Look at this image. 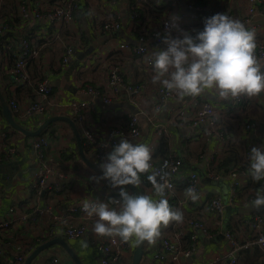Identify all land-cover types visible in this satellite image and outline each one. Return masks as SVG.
Returning <instances> with one entry per match:
<instances>
[{
    "label": "built area",
    "instance_id": "obj_1",
    "mask_svg": "<svg viewBox=\"0 0 264 264\" xmlns=\"http://www.w3.org/2000/svg\"><path fill=\"white\" fill-rule=\"evenodd\" d=\"M248 12L245 21L253 23L256 20L264 19V9L258 7L259 0H248ZM121 0H105L106 4H88L82 7V0H41L34 7L30 0H14L12 5L7 6L5 0H0V45L4 54L3 68L10 75L8 89L10 92L9 106L16 117V120L27 128L33 129L45 118L47 113L65 114L70 116L76 122L83 146L88 149L90 155L97 164L105 161L108 153L113 150V146L119 142L121 137L129 141L139 140L143 136V128L139 125V120L144 117L152 126L153 134L159 140L167 138L168 142L173 138L175 130L186 127H196L197 130L188 135V138L194 140L202 139L206 136H214L219 144L226 139L225 124L228 120L236 117L241 119L245 129L258 138L264 140V132L260 130L255 121H249L246 116L245 98L240 97L232 101L230 105L223 106L204 97L189 96V99L179 106L170 107L171 114L166 120L159 119V114L170 102H179L183 97L175 93L168 92L161 85L155 84L153 94L146 91L144 82L134 83V77L128 72L123 63L124 60L133 62L132 74L136 70L142 71L145 79L152 82L154 70L152 67L153 55L151 49L155 51L164 50L167 45L163 42L165 36L171 35L172 38L181 36V30L185 31L182 24L191 21V16H198L192 23L190 32L193 36L196 30H203L204 20L216 14L213 3L205 2L198 5L191 0H184L181 5L179 0H136V5L130 8L128 20L125 19L121 10H114L111 15L105 17L102 8H118ZM141 5L147 9L165 7L161 14L160 22L157 23L153 17L143 19ZM87 9L92 14V28L86 30L78 18L83 9ZM206 13H204L205 11ZM204 13V14H203ZM177 16L175 25H170L169 18ZM229 16V15H228ZM231 17V16H229ZM33 22L44 26L42 34L35 38L30 34L23 33V26H33ZM187 18V20H185ZM232 18V17H231ZM128 30L134 34V43L132 41H120L106 55L99 53H89L85 58V66L94 67L95 64H102L105 68L103 86L91 84L84 81L83 76H79V91L93 99L102 100L105 104H112L126 98L129 103L135 106V110H126L123 120L110 127H106L103 132H98L96 123H90L86 118V111L94 109L95 105L87 99L68 98L67 101L57 100L55 98L54 83L51 78L52 69L46 62L38 61L36 66L41 65L39 72L41 78L36 79L32 72V66L37 60L42 59V50L48 46L51 41L60 39L62 50L57 58L55 68L63 69L68 67L76 56L77 48H86L88 36L98 38L105 33H113L120 30ZM64 30V36L60 33ZM18 36V37H17ZM63 36V37H62ZM182 38V37H181ZM116 39V38H115ZM154 51V52H155ZM257 56L264 60V44H260L257 49ZM12 59L11 66L7 63ZM35 61V63H34ZM47 65V66H46ZM82 68V69H83ZM84 81V83H82ZM35 84V97L29 99L25 104L16 97V89L22 86H31ZM55 115V114H54ZM199 126V128H198ZM7 137V133L2 131L0 138ZM26 144L35 151L36 171L34 180L30 189L36 191L40 196L44 192L53 197H59L64 189V181L67 178L66 173L60 168L55 160L56 155L63 152V148L52 142L47 136H34L28 138ZM22 148L10 142L5 144L4 152L0 153V162L10 160L20 153ZM152 150V173H168L165 179L172 185V188L166 190L167 198H173L177 186L185 184L187 188L193 187L199 195L196 201H202L203 195L208 192L204 187L203 179L196 170L186 172L183 170V159L177 151L169 145V152L160 160L154 157L155 149ZM251 150V149H250ZM250 150L248 155L250 156ZM212 166L216 164V156L212 153L209 157ZM94 161V162H95ZM210 165V166H211ZM208 174L211 178L219 179L220 176L209 168ZM229 179V196L224 198L216 193L210 199L205 200L209 209L216 215L221 216L228 204L235 203L238 198L239 188L247 181V172L239 168H233L227 175ZM160 180V176H157ZM143 183H149L148 180ZM119 192L111 196V199H119ZM257 193H250L247 198L252 203ZM98 201V199H93ZM185 202H196L187 198ZM82 205L71 206L63 214L55 212L51 204L37 205L36 215L33 217L37 222L41 216H49L51 224L46 229L47 237L55 238L64 236L67 239L82 237L86 234L88 222L93 219L88 218L83 211ZM117 207L116 204H113ZM173 208V207H172ZM174 209V208H173ZM77 214L80 219L78 223H70L71 216ZM28 218L27 212H19L16 205H11L6 213L0 217V235L6 234V231L13 226ZM241 222L245 225L250 224L253 230L251 240L240 239L233 230L225 228L222 232L229 244L227 252L228 264H237L239 253L250 248H258L261 252V263L264 264V216L253 211L250 216L243 217ZM180 228L174 236H166L162 239L161 247L155 252L154 259L168 261L172 264H184L183 259L189 257L195 249L197 235L191 234L192 246L184 248L182 240L186 236L187 227L198 226L202 228L205 234L210 235L206 228L194 220H189V224L179 222ZM132 247V240L122 242L118 238L115 242L111 238L97 244L98 264H123L122 259L129 248ZM2 250L0 249V253ZM25 255L16 256L14 264H22L25 261ZM42 264H60V258L53 256L44 260Z\"/></svg>",
    "mask_w": 264,
    "mask_h": 264
},
{
    "label": "crops",
    "instance_id": "obj_2",
    "mask_svg": "<svg viewBox=\"0 0 264 264\" xmlns=\"http://www.w3.org/2000/svg\"><path fill=\"white\" fill-rule=\"evenodd\" d=\"M7 6L12 5L14 0H5ZM41 0H30V3L34 7L37 6L38 2ZM198 5H202L205 2H211L214 4L217 13H224L231 16L233 19L239 20L243 23L249 30L255 32V38L257 43L256 55L258 53L257 49L260 44H264V23H247L245 18L247 17L249 1L248 0H191ZM181 5L184 6L182 2L184 0H179ZM106 4L105 0H82V7L88 4ZM136 0H121L118 8H102V12L105 17H108L116 9L121 10L124 13L125 19L128 20V14L130 8L133 7ZM258 7L264 9V0L258 1ZM141 13H143V19L151 18L159 23L161 14L164 12L165 7H157L147 9L146 6L141 5ZM112 11V12H111ZM205 11V10H204ZM206 13V11L204 12ZM203 13V14H204ZM201 14L199 13L198 16ZM198 16L192 15L191 21L186 24H182L185 27V31H190L192 28L193 21ZM80 23L90 30L92 28V14L83 9L78 16ZM31 24L33 25V33H30L32 37H39L42 34L44 26L39 23L33 22L35 19L31 18ZM187 20V18L185 19ZM29 25L23 26V29ZM32 27V26H31ZM60 33L64 36V30ZM62 36V37H63ZM134 34H131L128 30H120L113 33H105L100 35L97 39L88 36L89 40H86V48L76 47V56L68 67L57 70L54 65L57 63L58 55L62 50V42L60 39H53L51 43L46 46L44 52L41 53L42 60L46 62L51 72V78L54 85L55 98L57 100L67 101L68 98H78L90 100L94 105V109H88L86 111L87 121L90 123H96L98 132H103L106 127L113 126L120 123L125 115L126 110H135V106L129 103L126 98L120 101H115L112 104H105L102 100L93 99L88 95L82 94L79 91V76L84 77V81H88L91 84L97 86H103L104 71L105 68L102 64H95L94 67L85 66L83 64L87 63L85 58L89 53H99L100 55H106L111 52L112 48L115 47L119 40L120 41H132L134 43ZM116 38V39H115ZM155 50L151 49L153 53ZM78 55H82L78 60ZM78 60L77 65L71 69L68 73L69 68ZM35 63L34 65H36ZM123 63L131 72V76L134 77V83L144 82L146 85V91L153 94L154 84L149 80L145 79L142 71L136 70L132 74V64L131 60H124ZM33 65V66H34ZM41 66V65H38ZM47 66V65H46ZM83 68V69H82ZM84 81L82 83H84ZM3 86V85H2ZM0 84L1 92L3 89ZM29 86L19 87L16 92L17 99L21 104H25L29 101L30 96L28 95ZM10 94V93H9ZM204 97L208 98L214 103L221 104L223 106L230 105L231 100H221L217 95L210 91H205L202 93ZM35 97V94H34ZM33 98V97H31ZM189 96H185L179 102H170L159 114V119L166 120L171 114L170 107L183 105ZM7 100V98H6ZM245 110L248 119L255 121L260 125L264 122V92L260 94L259 97L245 98ZM8 102V101H7ZM47 113L46 117L49 116ZM14 115V114H13ZM15 117V115H14ZM45 117V118H46ZM16 119V117H15ZM44 120L42 118L37 124H41ZM241 119L233 117L228 120L225 124L226 139L222 144H219L216 137L210 135L199 140H194L193 138H188L193 134L197 128L186 127L185 129L179 128L175 130L173 138L168 142L169 145L177 151L178 155L183 159V170L189 172L191 170H196L200 175L203 172L205 176H209V168H213L212 161L209 157L212 153L216 156V165L222 162L223 158H231V166H237L239 169L245 170L247 172V181L239 188L238 198L235 203L228 204L226 206L225 212L221 216H216L210 209L205 200L210 199L214 194L219 193L224 198L229 196V179L226 176L228 173H224L223 167H219V173H217L220 178L215 179L217 182L215 184L203 181L204 187L208 190L207 193L203 195L202 201L196 202H185V190L186 185L180 184L177 186L176 193L173 198L168 199L169 204L176 210H179L183 214V223L189 224V220H194L197 223L203 225L206 231L210 234H205L202 228L198 226L187 227L186 236L182 240V246L184 248H189L192 246V240H190L191 234L197 235V241L195 243V249H193L191 255L183 259L184 264H228L227 252L229 250V244L222 234L225 228H229L235 232V234L240 239L247 238L251 240V235L253 233L250 224H243L241 219L247 217L253 211H256L255 207L248 200L247 196L250 193H257L258 191L264 192V181L254 182L248 173V168L250 165L248 151L253 147H260L264 149V140L258 138L254 134L250 133L245 129V125ZM57 124L56 132L53 134L52 142L58 144L63 148V152L60 155L55 156V160L58 162L60 168L66 173L67 178L64 181L65 189L59 197H53L51 194L44 192L42 195H35L30 189L31 183L34 180V175L36 171L35 167V151L31 146L26 144L28 138L22 133H17L16 130L8 129L9 124L5 119L1 102H0V134L2 131L7 133V137L0 138V153L4 152L5 144L12 142L19 145L22 150L20 153H16V156L10 160H2L1 164H10L12 162L16 163L13 165L12 172L8 171L5 173L0 172V217H2L11 205H16L19 212H27L28 218L24 221L16 223L12 229L6 231L3 236L0 235V264H14L16 256L23 254L25 255V261L27 256L40 244L43 243L44 237L47 236L46 229L51 224V219L49 216H41L40 219L35 222L33 217L36 215L37 205L51 204L56 213L63 214L71 206L81 205L85 200L98 199V201L108 202L111 196L120 191V188H112L109 185V181L106 179H98L103 174H100L85 163L79 161V159L71 158V147L75 145V133L72 127L64 121ZM139 125L143 128V136L139 140L131 141L134 144L144 143L150 148L155 149L154 157L157 160L161 159L159 151V140L156 138L152 131L151 124L144 118L141 117L139 120ZM33 128V129H35ZM199 128V126H198ZM264 132V131H263ZM30 137V136H29ZM77 142V140H76ZM168 145V147H169ZM89 154V153H88ZM90 158L92 155H88ZM93 160V157L91 158ZM83 161V160H82ZM211 165V166H210ZM223 173V174H220ZM202 176V175H201ZM210 177V176H209ZM214 179V178H213ZM2 180H5L4 182ZM148 180V174L141 175V184L138 188L142 195H151L153 199H160L154 193V189L151 184L143 183V181ZM256 184L258 186H256ZM126 190L133 193L132 189L127 185ZM134 194V193H133ZM248 194V195H247ZM110 207H115L113 204ZM262 212H258L264 216V207L261 208ZM68 212V211H67ZM257 212V211H256ZM97 217H94L88 222L87 232L84 236L74 239L64 238L72 250L81 260L82 264H98V249L97 244L105 241L107 238L97 237L92 231L94 221ZM79 218L77 214L71 216L69 219L70 223H78ZM180 228L179 223L172 222L166 228H162L161 236L156 240L154 244L145 242V254L140 264H172L168 261H160L154 259L155 252L161 247L162 239L166 236H174L176 231ZM137 242L132 240V247L125 251L122 259L123 264H131L133 253ZM45 249L51 251L49 257H40V254L44 249L31 261V264H42L47 258L58 256L60 258V264H77L74 258L70 255L68 250L61 244L55 243ZM239 259L237 264H260L262 252L258 248H250L243 250L239 253ZM25 261L22 264H25Z\"/></svg>",
    "mask_w": 264,
    "mask_h": 264
},
{
    "label": "clouds",
    "instance_id": "obj_3",
    "mask_svg": "<svg viewBox=\"0 0 264 264\" xmlns=\"http://www.w3.org/2000/svg\"><path fill=\"white\" fill-rule=\"evenodd\" d=\"M177 20L173 15L168 23L174 26ZM163 42L167 48L152 53V83L168 92L195 97L210 91L221 100L254 98L264 92V60L256 55L255 32L237 19L217 13L205 18L203 30H196L195 36L181 30V36L168 35ZM249 160L252 180L264 181V149L253 147ZM151 161L152 150L147 144H134L121 137L99 165L103 175L98 179L108 180L112 188L119 187L120 198L83 202L87 217H97L92 229L97 237L111 238L113 242L118 238L122 242L154 244L162 228L183 221L182 212L170 206L166 195V190L172 188L165 179L168 173L148 175L155 195L160 197L158 200L126 190L127 185L140 186L141 175L150 173ZM185 196L192 201L199 199L193 187L185 190ZM252 206L264 207V192H257Z\"/></svg>",
    "mask_w": 264,
    "mask_h": 264
},
{
    "label": "water",
    "instance_id": "obj_4",
    "mask_svg": "<svg viewBox=\"0 0 264 264\" xmlns=\"http://www.w3.org/2000/svg\"><path fill=\"white\" fill-rule=\"evenodd\" d=\"M254 24L256 23H264V19H260V20H256L253 22ZM82 55H78V60L81 58ZM78 60L76 59L75 62L71 65V67L69 68L68 70V73L71 72L70 70L73 69L77 63H78ZM0 102H1V107H2V112H3V115L5 117V119L7 120V122L9 123V125L16 131L26 135V136H30V137H34V136H38L40 135L46 128L49 124L53 123V122H58V121H64V122H67L73 129L74 133H75V137H76V140H77V144H78V148H79V154L83 160V162L88 166L90 167L92 170L100 173V174H103L102 173V170L99 166V164H97L96 162H94L85 152L84 150V146H83V142H82V137H81V134H80V131H79V128L76 124V122L74 121L73 118H71L70 116L68 115H65V114H55V115H52V116H49L47 118H45L40 125H38V127H36L35 129H30V128H27L26 126L22 125L21 123H19L14 115H13V112L9 106V103L7 102L5 96L2 94L1 92V88H0ZM16 163L15 162H12L10 164H1L0 165V172L1 173H5V172H12V168H13V165ZM36 167V165H35ZM201 177L203 179V181H208V182H211L213 184H215L217 181L211 177H207L205 176V174L202 172L201 173ZM3 182L5 180H2ZM134 194H140V191L138 190V188L134 185H128ZM262 208V207H261ZM261 208H255L257 212H262L261 211ZM145 242L146 241H143V242H139L137 243V246L135 247V250H134V253H133V257H132V260H131V264H140L142 259H143V256L145 254ZM55 243H58V244H61L62 246H64L68 252L70 253V255L74 258V260L76 261L77 264H82L81 260L79 259V257L76 255V253L72 250L71 246L69 245V243L62 237H55V238H52V239H49L45 242H43L42 244H40L39 246H37L28 256H27V259L25 261V264H31V261L45 248L55 244Z\"/></svg>",
    "mask_w": 264,
    "mask_h": 264
},
{
    "label": "trees",
    "instance_id": "obj_5",
    "mask_svg": "<svg viewBox=\"0 0 264 264\" xmlns=\"http://www.w3.org/2000/svg\"><path fill=\"white\" fill-rule=\"evenodd\" d=\"M23 33H27V34H30V33H33V26L31 27V26H28V27H26L25 29H24V31H23ZM18 37V36H17ZM4 52H3V49H2V46L0 45V84H1V86H2V89H3V93L6 95V98H7V101L9 102V99H10V92H9V89H8V85H9V80H10V75L8 74V73H6L5 72V70H4V68H3V65H4V54H3ZM13 62H12V59H10L9 60V62L7 63V65H8V67L9 66H11V64H12ZM34 63H35V61H34ZM37 63V62H36ZM39 69H40V66H36V65H34V66H32V72H33V75L36 77V79H40L41 78V72H39ZM57 70H60V68H58ZM34 87H35V84H33V85H31V86H29V91H28V95L30 96V97H34V94H35V90H34ZM18 89H19V87L16 89V92L18 91ZM54 114H56V113H52V114H49V116H52V115H54ZM48 116V117H49ZM47 118V117H46ZM45 119V118H44ZM249 121H253V120H250L249 119ZM60 122H53V123H51V124H49L48 126H47V128L39 135V136H47V137H49V138H53L54 136H53V134H55V132H56V127H57V124H59ZM8 125V129H13L9 124H7ZM259 125V124H258ZM259 128H260V130H262V131H264V122H261L260 123V125H259ZM14 130V129H13ZM17 133H20V132H18V131H16ZM21 134V133H20ZM23 135V134H22ZM25 137L26 138H30L29 136H26L25 135ZM53 140V139H52ZM74 140H75V145L73 146V148L71 147V153H70V157L71 158H75V159H79V161L80 162H82L83 164H84V162L82 161V158H81V156H80V154H79V148H78V144H77V142H76V139L74 138ZM7 144H10V142L9 143H7ZM159 153H160V155H161V158L164 156V155H166L168 152H169V147H168V145H169V143H168V139L167 138H162V139H160V143H159ZM84 150H85V152H86V154L87 155H89L88 153V149L84 146ZM92 158V157H91ZM93 161H95L94 159H93ZM96 162V161H95ZM231 158H223V160H222V162H221V164L219 163L218 165L219 166H215V165H213V168H211V170L213 171V172H215V173H219V167H223V171H224V173H227L228 172V169H229V167L231 166ZM233 168H238L237 166H233L232 168H230V171L233 169ZM229 171V172H230ZM228 172V173H229ZM227 173V174H228ZM220 174H223V173H220ZM226 174V175H227ZM256 186H258L257 184H256ZM186 189H187V186H186ZM33 193L35 194V195H38L37 194V192L36 191H33ZM42 195V194H41ZM49 239H52V238H50V237H44V240L45 241H47V240H49ZM44 242V241H43Z\"/></svg>",
    "mask_w": 264,
    "mask_h": 264
},
{
    "label": "rangeland",
    "instance_id": "obj_6",
    "mask_svg": "<svg viewBox=\"0 0 264 264\" xmlns=\"http://www.w3.org/2000/svg\"><path fill=\"white\" fill-rule=\"evenodd\" d=\"M44 49H46V51H47V47H45ZM44 49L42 50V53L44 52ZM241 122H242V121H241ZM50 254H51V251H50V250H48V249H44V251L41 252L40 257H49ZM35 261H36V260H35ZM35 261H34V263H35ZM34 263H33V264H34Z\"/></svg>",
    "mask_w": 264,
    "mask_h": 264
}]
</instances>
